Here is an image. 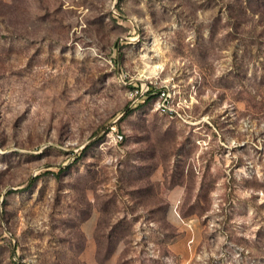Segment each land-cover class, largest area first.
Wrapping results in <instances>:
<instances>
[{
  "label": "rangeland",
  "instance_id": "rangeland-1",
  "mask_svg": "<svg viewBox=\"0 0 264 264\" xmlns=\"http://www.w3.org/2000/svg\"><path fill=\"white\" fill-rule=\"evenodd\" d=\"M0 264H264V0H0Z\"/></svg>",
  "mask_w": 264,
  "mask_h": 264
},
{
  "label": "built area",
  "instance_id": "built-area-1",
  "mask_svg": "<svg viewBox=\"0 0 264 264\" xmlns=\"http://www.w3.org/2000/svg\"><path fill=\"white\" fill-rule=\"evenodd\" d=\"M153 86L150 85H141V87L139 88V86L136 88H133L130 91V95H131V99L132 100H136L139 101L141 98L146 99L148 97V95H150L152 93ZM160 99L163 100V103H165L166 101H168V97H170V94L167 93L165 90H163L162 92L160 91Z\"/></svg>",
  "mask_w": 264,
  "mask_h": 264
},
{
  "label": "trees",
  "instance_id": "trees-1",
  "mask_svg": "<svg viewBox=\"0 0 264 264\" xmlns=\"http://www.w3.org/2000/svg\"><path fill=\"white\" fill-rule=\"evenodd\" d=\"M152 96H150V95H148V97L147 98H151Z\"/></svg>",
  "mask_w": 264,
  "mask_h": 264
}]
</instances>
